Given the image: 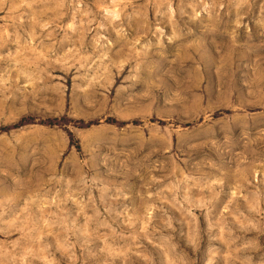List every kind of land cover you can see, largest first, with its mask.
Masks as SVG:
<instances>
[{
    "label": "rangeland",
    "instance_id": "1",
    "mask_svg": "<svg viewBox=\"0 0 264 264\" xmlns=\"http://www.w3.org/2000/svg\"><path fill=\"white\" fill-rule=\"evenodd\" d=\"M0 264H264V0H0Z\"/></svg>",
    "mask_w": 264,
    "mask_h": 264
}]
</instances>
